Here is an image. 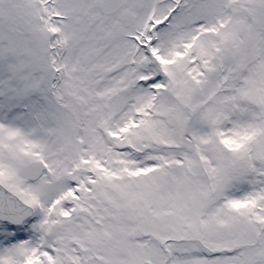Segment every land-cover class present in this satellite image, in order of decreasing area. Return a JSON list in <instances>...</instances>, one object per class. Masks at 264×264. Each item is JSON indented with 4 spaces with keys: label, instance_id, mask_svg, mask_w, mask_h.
<instances>
[{
    "label": "snow or ice",
    "instance_id": "snow-or-ice-1",
    "mask_svg": "<svg viewBox=\"0 0 264 264\" xmlns=\"http://www.w3.org/2000/svg\"><path fill=\"white\" fill-rule=\"evenodd\" d=\"M0 264H264V0H0Z\"/></svg>",
    "mask_w": 264,
    "mask_h": 264
}]
</instances>
